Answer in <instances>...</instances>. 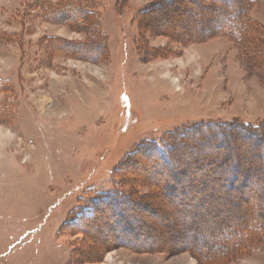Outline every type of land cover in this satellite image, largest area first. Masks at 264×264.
I'll return each mask as SVG.
<instances>
[{
	"label": "rangeland",
	"instance_id": "1",
	"mask_svg": "<svg viewBox=\"0 0 264 264\" xmlns=\"http://www.w3.org/2000/svg\"><path fill=\"white\" fill-rule=\"evenodd\" d=\"M74 1L0 0V264H200L175 248L190 242L205 250L220 222L250 215L243 209L259 205L264 216V150L250 148L246 135L225 130L214 143L194 140L200 147L175 157L174 167L194 164L175 175L170 193L158 195L148 186L134 192L154 196L142 202L150 214L99 216L93 229L104 249L97 254L72 258L85 237L66 225L93 212L102 198L131 193L119 170L143 144L195 123L255 125L264 135V40L251 36L240 44L218 36L182 44L140 32L136 15L155 0H77L93 14L89 20L45 16V4ZM247 16L264 27V0ZM94 20L107 54L88 61L65 46L92 41L88 23ZM159 169L138 175H173ZM231 175L239 188L228 190ZM179 200L189 210L172 209L170 202ZM191 223L197 230L187 228ZM229 264H264V240Z\"/></svg>",
	"mask_w": 264,
	"mask_h": 264
},
{
	"label": "trees",
	"instance_id": "2",
	"mask_svg": "<svg viewBox=\"0 0 264 264\" xmlns=\"http://www.w3.org/2000/svg\"><path fill=\"white\" fill-rule=\"evenodd\" d=\"M78 1L75 0L74 4H67L65 7H52L49 4H45L44 10L47 11L45 16L55 22H64L69 18L71 20L77 18L84 21L89 20L93 14L80 5ZM260 1L261 0H155L153 3L140 10L135 19L139 24L140 32L146 31L158 36L168 37L182 44L204 42L218 36H227L236 43L245 44L251 36H257L259 41L261 39L264 40V27L247 16L250 9L258 5ZM177 17L188 18L190 22L186 23V21L180 26L178 25L180 23L177 24L175 22ZM167 18L169 20L172 18L175 19H173L174 21L170 20V25L166 26L162 23V19ZM88 24L91 26V33L94 39L81 44L74 42L69 43L65 46V49L79 58L87 59L88 61H97L100 56L102 57L107 54V40L105 39L106 37L102 35L100 30L101 24L97 20ZM98 35H101L106 41L103 42ZM233 124L234 123H225L221 126L211 123H195L175 133H171L165 140L143 144L131 155L127 164L119 170L121 178L126 180V189H129L131 193L126 195L122 192H116L108 197L102 198L93 206V212H84L79 215L77 219L70 221L66 225L73 233L77 232L76 229H78V233H81L85 237L81 245L75 247L72 258H80L92 254L95 255L100 252L99 249H104V244L101 243V238L97 234L99 233L98 229L94 228L96 229L95 231L93 229V225L97 223L99 216H104L105 219L109 217L108 215L115 217L120 214L124 216L130 211L137 209L144 214H150L149 212L152 209L142 202L146 199H152L154 196L138 197L134 192L140 187L148 186L151 187L153 193L158 192V195H165L167 193L166 191L170 193V190L174 187L173 179L176 180L177 178L175 175L186 173L187 168H189L191 164H194L189 160L181 162L182 165L179 167H174L175 165L172 166L173 163L175 164L178 162L175 157L188 154L190 152L188 146L192 147L194 151L200 147V144H196V146L193 144L194 140L197 139L198 142L201 143L210 141L216 142L218 141L219 134L225 135L226 133L224 134V131L229 130V132L248 136L249 141L247 143L250 148L264 150V135L261 131L259 132L261 127L248 124L247 127L244 126L232 129V127H234ZM216 145H218V143ZM262 153L263 156L261 160L264 162V151H262ZM139 159L142 161L140 162ZM226 160H228L227 157L221 161V165H224L223 163L226 162ZM159 166L167 168L168 171L170 169L171 173L169 172L168 174L173 175L167 178V180H156L151 177L150 180H146L138 175L140 169H149L150 172L152 170L158 173L160 170ZM167 166L171 167L168 168ZM234 166L233 168L236 169V164ZM245 173V171L242 172V176L248 180L250 176L248 173L245 175ZM227 180L228 190L239 188L235 185V182L239 180L238 178L232 177L231 175V178ZM251 198H253V196H251ZM170 203L172 209L175 211L183 212V209L185 211L189 210L187 208L185 209V206H183L180 200L176 203ZM259 207V205H256L255 208L249 207L245 210L243 209V215L245 211H248V213L250 212V215L244 219L243 222L226 224L225 222L227 219L225 222H220L222 227L218 229L219 231L210 235L214 244L205 245V250H202L201 247L193 243L191 244L190 242L183 243L175 249L179 251L186 250L193 255L200 264H229L247 253L252 244L264 240V216L260 212H257ZM105 219L103 218L101 223L103 226L105 225L109 228L112 223L107 222ZM123 221L122 223L120 222V226H124ZM191 225L192 223L188 225L187 228L193 227L194 230H197V227L195 229V227ZM153 236L152 233H146L147 238ZM118 242L120 245L122 244L132 249L141 248L139 246L130 245V243L124 241ZM118 242L114 244L116 245ZM149 248L162 251H175V249L164 245H153L152 247L149 246ZM144 250H147V248Z\"/></svg>",
	"mask_w": 264,
	"mask_h": 264
}]
</instances>
